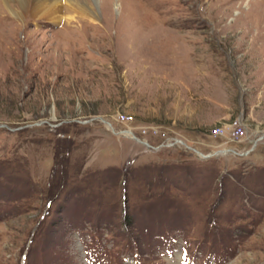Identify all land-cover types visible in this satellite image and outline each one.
<instances>
[{
  "label": "rangeland",
  "instance_id": "rangeland-1",
  "mask_svg": "<svg viewBox=\"0 0 264 264\" xmlns=\"http://www.w3.org/2000/svg\"><path fill=\"white\" fill-rule=\"evenodd\" d=\"M98 1L0 0V264H264V0Z\"/></svg>",
  "mask_w": 264,
  "mask_h": 264
},
{
  "label": "bare ground",
  "instance_id": "bare-ground-1",
  "mask_svg": "<svg viewBox=\"0 0 264 264\" xmlns=\"http://www.w3.org/2000/svg\"><path fill=\"white\" fill-rule=\"evenodd\" d=\"M3 1L6 3L7 9L9 10L10 14L17 19L23 18L26 13L30 12L31 8L34 14L43 13L45 15V14H48L47 11H49V13L57 12L60 9V5H62V0H3ZM86 1L87 0H65V3H66V6L69 7L76 15L83 14L85 17H91V20H96L95 8L99 6V1L92 0L93 5L94 4L96 5L95 8L92 5L91 6L88 5ZM13 2H16V5L12 6V4H10ZM119 2L120 0H118V3L116 6L120 5ZM50 9L52 10L50 11ZM74 18H75L74 16H68L69 21L74 20ZM105 124L107 123L105 122ZM196 154H198L202 159H204L203 155L204 156L206 155L200 152Z\"/></svg>",
  "mask_w": 264,
  "mask_h": 264
},
{
  "label": "water",
  "instance_id": "water-1",
  "mask_svg": "<svg viewBox=\"0 0 264 264\" xmlns=\"http://www.w3.org/2000/svg\"><path fill=\"white\" fill-rule=\"evenodd\" d=\"M93 120H95V119H92V120H90V121H85V122H81V123H88V122H91V121H93ZM104 122H106L110 127H111V124L108 122V121H106V120H103ZM40 124H42V123H37L36 125H40ZM2 127H7V126H5V125H0V128H2ZM10 129V128H9ZM20 128H15V129H10L11 131H17V130H19ZM262 138H264V136L262 137ZM149 148H152V146H150L149 144H147V143H145ZM193 152L194 153H199V151H197V150H194L193 149ZM229 152H233V153H235V154H237V155H240V156H246V155H248L251 151H247V152H245V153H238V152H236V151H234V150H231V149H228V150H221V151H218V152H216V153H213V154H208V155H203V157H204V159H209V158H211V157H213V156H219V155H225V154H227V153H229ZM198 155V154H197Z\"/></svg>",
  "mask_w": 264,
  "mask_h": 264
},
{
  "label": "built area",
  "instance_id": "built-area-1",
  "mask_svg": "<svg viewBox=\"0 0 264 264\" xmlns=\"http://www.w3.org/2000/svg\"><path fill=\"white\" fill-rule=\"evenodd\" d=\"M214 134L218 135L220 133V129L214 130L213 131ZM237 135L243 134V129L241 127H239L236 131Z\"/></svg>",
  "mask_w": 264,
  "mask_h": 264
}]
</instances>
